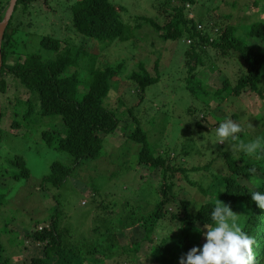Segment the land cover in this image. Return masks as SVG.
<instances>
[{"label":"trees","instance_id":"trees-1","mask_svg":"<svg viewBox=\"0 0 264 264\" xmlns=\"http://www.w3.org/2000/svg\"><path fill=\"white\" fill-rule=\"evenodd\" d=\"M20 1L17 0L1 42L3 63L0 75V98H3L4 102L0 100L2 109L0 126L4 115L8 117L11 113L15 114L11 126L15 129L19 125L16 116L18 113L11 109L7 111L8 104L11 105L14 101L11 100L12 95H9L11 83L8 76L10 75L19 79L21 85L28 91L36 93L40 117L54 118L50 121L53 129L48 128L42 131L45 143L73 157L72 164L54 162L52 171L45 176L43 184L50 182L54 186L62 185L81 163L100 157L103 152L104 135L123 130L127 133L128 139L139 145L138 162L158 168L162 184L156 187L148 183L147 189H150V196L147 195V198L138 200L137 205L134 203L139 207L136 209L135 206L133 209V216H130L131 223L125 224L123 232L116 233L112 237L114 240L111 244H117L123 248V250L116 248L121 250L118 253L120 257L126 254L128 260L134 263L143 246L152 244L151 254L155 263L164 264L165 261L158 247L166 240L175 241L176 239L182 248L181 258H186L187 252L193 246L199 247L206 242L202 240V232L206 230V224H212L210 213L220 199L231 210L243 211L240 214L238 212L237 224L240 219L239 227L253 240V264H264V209L258 208L251 200V192H264V151L258 149L257 154L250 157L243 152L234 151L227 141L223 144H215L214 140V143L210 144V159L207 162L199 159L198 161L201 160V162L190 165L189 158H186L189 152H192L195 147L196 153L200 151V155L204 151L197 148V145L191 151L186 148L177 151L169 146L154 149L153 143L156 138L152 140L150 136L152 131L143 127L144 123H139L134 113H137L135 112L137 108L145 102L147 88L159 81L158 75H152L142 63H139L140 70H135L129 75L136 85L138 100L127 106V102L118 97L119 105L114 106L110 103L109 97H111L112 84L117 82L122 63L117 66L98 67L93 60L88 62L87 58L98 54L96 43L107 48L116 42H125L129 39L134 42V40L142 39L138 30L145 25L160 36L159 39L149 42L155 47L159 41L160 45L156 46L157 49H161L165 42L189 39L190 43L185 51L188 73L186 84L189 90L191 92L201 90L209 108L212 101L207 96L210 94L214 96L225 91L227 97H224L219 105L226 104L228 97L231 96L225 105L224 112H229L227 115L237 123L239 120L236 119L240 112L235 106L240 102L242 92H254L261 98V102H264V49L250 44V40L254 39L264 46V18L258 17L250 24H245L244 35L238 36L236 27L225 24L224 18L215 17L216 10H212L211 13L206 10L195 14L193 6H196L199 0H152L151 7L155 10L152 15L132 14L127 15L126 20L123 15L125 7L112 0H71L69 7L72 11V36L69 35L67 38L42 36L39 41L41 49L52 52V56L45 57L46 54L41 50L25 54L19 51L21 48L17 50L16 33L20 26V18L14 15ZM66 1L68 3V0ZM210 1L213 9H220L222 1L225 0ZM250 1L252 3L250 9L254 7L255 12L258 13L259 4L264 0ZM9 4L10 0H2L0 22ZM221 19L223 23H220ZM72 38L74 43H71ZM90 43L93 46L89 47ZM18 51L20 53H17ZM236 54L240 56V64L243 67L241 75L226 77L221 87L209 92L207 84L197 76V70L201 67H209L210 64L217 67L219 57L230 61ZM195 109L190 105L186 111L192 113ZM26 111V113L29 112L27 109ZM230 111L234 112L231 114ZM205 113L201 117L198 116L195 130L208 131L218 127L219 121L206 122ZM126 114L131 115L134 120L131 124L121 126L119 117ZM7 120L9 121V118ZM256 120L264 122V115L261 114ZM57 121L62 123L61 129L54 128ZM245 123L247 122H239L244 131L237 136L245 141L259 139L262 142L261 148H264L262 134L264 123H262L263 130L259 132L247 130ZM206 125L209 127L203 129ZM213 133L215 135V130ZM171 153L175 154V157L172 158ZM174 160L177 162L174 163ZM6 161L22 167L19 173L15 171L13 175L15 178L29 175L25 162L19 156L9 157ZM13 163L10 165H14ZM9 169L10 167H3L6 173L12 171ZM203 170L207 171V175L200 179L195 174ZM2 178L4 179L5 176L3 175ZM183 181L188 182L192 188H196L208 200L195 201L194 193L191 191H189L191 199L179 198L178 191L174 190L176 186L182 185ZM2 196L4 194L0 192V204L4 202ZM151 198L153 202L150 201ZM38 226L32 234H27V237H31L33 242L41 246L40 256L32 258L30 264H59L61 262L57 260L61 258L68 260L65 254H62L64 248L60 232L63 227L59 221L52 216L48 225ZM130 229L133 234L140 230L141 238L132 241ZM111 233L109 232L108 235ZM27 237L25 235V238ZM111 244L108 245V250L111 249ZM256 250L258 254L255 257ZM174 255L171 252V256ZM103 257L104 255L97 254L96 250H91V253L83 258L77 256V259L68 260L63 264H84L85 262L96 264L100 258L103 260ZM12 261L10 256H5L4 246L0 242V264H11Z\"/></svg>","mask_w":264,"mask_h":264},{"label":"rangeland","instance_id":"rangeland-1","mask_svg":"<svg viewBox=\"0 0 264 264\" xmlns=\"http://www.w3.org/2000/svg\"><path fill=\"white\" fill-rule=\"evenodd\" d=\"M112 1L125 7L123 13L125 20L127 15H152L155 12L151 7L152 0ZM1 3L2 0H0V6ZM70 4L71 0H68V3L66 0H48L47 2L21 0L14 15L20 18V26L16 33L17 50L21 48L19 51L24 54L41 50L46 54L45 57L52 56V52L41 49L39 41L44 35L61 38L72 36ZM251 4L250 0H225L222 1L220 9H213L210 0H199L196 6H193V11L199 14L206 10L210 13L216 10L215 17L224 18L225 24L236 27V34L242 36L245 33V24H250L258 17L264 18V1L259 4L258 13L255 12L254 7L250 9ZM220 23H223V19ZM138 33L142 39L134 40V42L129 39L125 42H116L107 48L96 43L98 54L87 57L88 62L93 60L98 67L117 66L122 63L117 82L112 84L111 97H109L110 103L114 106L119 105L118 97L124 99L127 106L138 100L136 85L129 75L135 70H140L139 63H142L152 75H158L159 81L147 88L144 96L146 100L135 111L137 112L134 113L135 117L138 118L139 123H144L143 127L152 131V134L150 132L152 140L156 138L153 143L154 149L169 146L177 151L182 148L191 151L197 145V148L204 151L200 155V151L196 153L195 147L192 152H189L186 157L189 158V164L199 163L201 160L207 162L211 156L210 144H213L215 140L213 133L215 129L195 130V122L199 119L198 116L201 117L205 112L207 123L212 121L221 123L229 119L231 117L227 115L229 112L224 110L231 96L228 97L227 102L225 101L226 104L219 105L221 100L227 97L225 91L214 96L210 94L207 96L212 101L209 108L201 90L196 92L189 90L186 84L188 73L185 55L187 45L190 43L189 39L165 42L161 49H157L156 46L160 45L159 41L155 47L149 43L160 37L152 28L145 25L138 30ZM71 43H74L73 38ZM250 44L264 49L262 43L257 40L251 39ZM91 46L93 44L90 43L89 47ZM19 51L17 53H20ZM217 61V67L210 64L209 67L205 66L197 70V76L207 84L209 92L221 87L226 77H237L242 73L243 67L240 64V56L237 54L230 61L221 57ZM8 80L11 83L9 95H12L11 100L14 101L11 105L7 103V111L11 109L18 113L16 116L20 125L15 129L11 126L15 116L11 113L8 117L4 115L0 126L2 128L0 192L4 194L1 197L4 202L0 204V242L4 246L5 256H10L13 260L11 264H30L32 258L40 256L41 246L33 242L31 237H27V234H32L40 224L48 225L52 216L63 227L60 232L64 248L62 254H65L69 261L77 259V256L83 258L91 253V250H96L97 254L104 255L103 260L100 258L96 264H157L151 254L152 244L149 246L145 244L133 263L128 260L126 254L122 257L118 255L123 250L122 246L111 243L114 240L112 237L116 233L123 232L125 224L131 223L130 216H133L137 201L147 198V195L150 196V189H147L148 183L156 187L161 186L160 170L148 164L139 163L137 158L139 145L128 139L125 131L120 130L118 133L104 135L103 152L100 157L81 163L62 185L54 186L50 182L43 184V179L51 173L54 162L72 164L73 157L45 143L42 131L48 128L53 129L50 121L54 118L51 116L42 118L38 115L36 93L28 91L21 85L19 79L13 76L9 75ZM0 100L4 102L3 98ZM28 100L30 102H27ZM190 105L196 108L192 113L186 111ZM235 107L240 112L236 120L247 122L245 123L247 130L259 132L262 129L264 122L256 118L258 119L261 114L264 115V102H261V98L256 93L242 92L240 102ZM26 109L29 110L28 113ZM233 112L230 111L231 114ZM119 118L121 126L131 124L134 120L128 114ZM206 127L209 126L206 125L203 129ZM54 128L61 129L62 123L57 121ZM262 134L264 135V132ZM174 155L171 153L172 158L175 157ZM16 156L25 162L29 175L16 178L13 176L15 171L19 173L22 167L6 159ZM199 159L201 160L198 161ZM7 162L9 163L6 166ZM173 162L176 163L177 160ZM3 167H10L9 171H12L6 173ZM206 172L203 170L195 175L200 179L205 178ZM95 187H97L96 190ZM174 191H178L179 198L189 199V191H191L194 193L195 201L208 200L186 181L176 186ZM150 201L153 202V199L151 198ZM218 202L222 203V200L218 199ZM138 207L136 206V209ZM238 212L243 211L234 210V213ZM109 232L112 233L108 235ZM129 234H132V241L139 240L142 236L140 230L133 234L130 229ZM202 240L206 241L204 236ZM110 244L112 247L108 250ZM179 244V241L175 239V241L166 240L159 245L158 251L165 261L164 264L179 262L182 256V248ZM171 252L175 255L171 256ZM68 260L61 258L57 261L63 264Z\"/></svg>","mask_w":264,"mask_h":264},{"label":"clouds","instance_id":"clouds-1","mask_svg":"<svg viewBox=\"0 0 264 264\" xmlns=\"http://www.w3.org/2000/svg\"><path fill=\"white\" fill-rule=\"evenodd\" d=\"M218 125L215 128V144L227 141L232 145V142H235L233 150L250 157L257 154L258 149L264 151V148H261V140L245 141L237 136L236 134L243 132L244 129L231 118ZM251 200L258 208L264 209V192H251ZM234 210L224 203H216L210 213L212 224H206V231L202 232L206 242L199 247L193 246L187 252L186 258L179 260V264H253V240L239 227L240 219L237 224V215L240 212L234 213ZM257 254L256 250L254 256Z\"/></svg>","mask_w":264,"mask_h":264},{"label":"water","instance_id":"water-1","mask_svg":"<svg viewBox=\"0 0 264 264\" xmlns=\"http://www.w3.org/2000/svg\"><path fill=\"white\" fill-rule=\"evenodd\" d=\"M17 3V0H10L9 7L6 11V14L3 18V20L0 22V75H1V68H2V52H1V42L4 36L5 29L8 25V22L12 16V13L14 11L15 5ZM1 102H0V119H1Z\"/></svg>","mask_w":264,"mask_h":264}]
</instances>
